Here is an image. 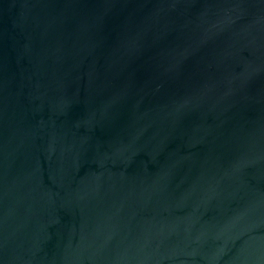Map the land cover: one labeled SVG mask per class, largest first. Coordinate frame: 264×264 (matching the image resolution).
I'll return each instance as SVG.
<instances>
[{
    "label": "water",
    "instance_id": "obj_1",
    "mask_svg": "<svg viewBox=\"0 0 264 264\" xmlns=\"http://www.w3.org/2000/svg\"><path fill=\"white\" fill-rule=\"evenodd\" d=\"M0 264H264V0H0Z\"/></svg>",
    "mask_w": 264,
    "mask_h": 264
}]
</instances>
